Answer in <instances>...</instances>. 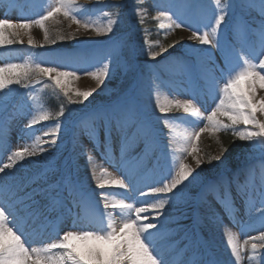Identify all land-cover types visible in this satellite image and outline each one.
I'll return each instance as SVG.
<instances>
[{"label": "snow or ice", "instance_id": "1", "mask_svg": "<svg viewBox=\"0 0 264 264\" xmlns=\"http://www.w3.org/2000/svg\"><path fill=\"white\" fill-rule=\"evenodd\" d=\"M99 2V0H98ZM143 3V0H140ZM215 5L211 19L203 24L204 31L193 28L189 23L191 17L199 11L197 0H171L169 3L158 2L155 5V15L152 19L160 22L159 28L172 30L174 28H188L192 31L191 40L203 47L191 48L202 58L211 61L214 55L212 49L222 54L224 66L219 69L223 74L222 80L211 77L206 80V94L212 99L214 107L201 112L194 102L195 98L183 102L169 100L162 103L156 97V108L162 114L161 119L165 127L169 126V117L166 115L173 109H182L188 114L193 131L184 137V147L180 149L182 155L174 168L169 167L166 175L157 179L151 177V185L146 189L138 187L134 181L133 170L124 160V153L134 150L144 144V154L156 143L157 133L141 117L133 96H125L115 103L93 110L85 118L82 134L90 140H97L102 129L104 133V155L109 157L111 141L119 137L121 145V162L119 170L121 177H111L107 169H102L99 176L92 171L95 187L101 191L95 193L102 201H95L91 194L83 190L82 185L69 177L59 180L47 179L41 183L38 180L28 183L23 177L17 178V165L22 167L23 161L34 157L44 158L57 147L60 132L65 116L63 104L59 111L53 113L41 112L34 115L21 129L17 147L6 153L7 162L0 161V264H170L167 258L170 217L166 209L175 206L178 202L196 203L207 201L212 196L220 197V202L231 211L230 182L223 179L208 182L192 191L197 181L200 169L205 161L198 155V142L202 133H227L241 142H247L253 154L259 155V167L264 172V97L257 98V90H264V0H211ZM4 4V0H0ZM6 8L13 7L12 0H8ZM113 7H119L113 5ZM239 10L242 19L234 21V27L241 35L239 50L220 37L222 25L226 24V17ZM76 0H52L35 18L19 17L12 20L7 15L0 16V48H7L24 43V36L28 37V46L36 47L31 36L33 28L42 30L44 43L55 44L56 40H65L64 35L52 36L48 27L49 22L59 18L70 19L72 23L86 30L95 31L98 36H109L114 32V25L118 23L119 13L100 10L106 20L101 25L90 24L84 14L89 12ZM145 9H137L136 15L143 23ZM255 13L259 22L253 23L244 19L245 14ZM167 35V32L165 33ZM74 38V37H72ZM145 44H151L148 40ZM123 45L113 44L106 59H119ZM175 45L159 46L158 51L147 52L148 59L156 60L169 48ZM237 67L233 68V60ZM91 75L98 85L105 86V80L110 77L109 63H104L98 71L78 73L74 69H61L56 65H42L39 62L25 61L22 63H5L0 65V103L13 91L17 85L28 89L34 83L39 84L42 78L52 82L57 95L62 94L70 104H79L89 101L95 89L74 91L70 87L72 81L79 75ZM259 114V116H258ZM205 120L202 127L198 120ZM54 120L45 129H37L42 122ZM243 126L240 128L239 126ZM7 128L0 127V144L6 143ZM34 138V139H32ZM29 139L32 140L29 143ZM171 141H169V145ZM47 145V147H45ZM226 151V149H222ZM192 156L195 167L185 163V158ZM90 162L91 159L89 158ZM220 167L223 164L221 156H212L208 164ZM40 161L38 160L37 163ZM249 176L255 172V167L246 170ZM195 173V175H194ZM238 188L245 196V213L247 220L237 221V226L245 235L243 243L235 235L228 233L226 244L230 249V257L226 264H264V190L259 193V202L255 203L252 195ZM264 183V178H262ZM132 190L138 192L139 197L151 199H136L127 202L126 198L116 197L114 190ZM73 208L79 212L73 213ZM50 212L67 213L72 217L70 229L56 232L46 243L33 244L32 233L29 228H45L52 225L48 219ZM190 223L183 225L186 235L191 232L195 237L200 225L199 217L195 214H183ZM216 219L215 215L212 220ZM259 222V228L255 227ZM179 226V221H176ZM256 231L255 235H248L249 231ZM198 244L193 239L189 250L191 258L181 264H217L216 261L206 259L197 251Z\"/></svg>", "mask_w": 264, "mask_h": 264}, {"label": "rangeland", "instance_id": "2", "mask_svg": "<svg viewBox=\"0 0 264 264\" xmlns=\"http://www.w3.org/2000/svg\"><path fill=\"white\" fill-rule=\"evenodd\" d=\"M149 0H143V3ZM13 7L6 8L5 5L8 0H4V4H0V16L7 15L12 20L19 17L35 18L44 8L47 7L52 0H12ZM77 4L83 6L90 11L84 14V18L88 19L90 24L101 25L106 18L102 17L100 10L103 9L109 12H118V23L114 25V32L109 36H98L95 31L86 30L83 25L80 26L72 23L70 19H64L68 32L69 41L77 42L74 46L69 48L45 45L39 47L44 43V35L42 30L33 28L31 36L34 40L36 47L28 46V37L24 36V43L12 45L7 48H0V65L5 63H22L27 61L39 62L42 65H56L61 69H74L78 73H86L98 71L103 67L104 63H109L110 77L105 80V86L98 85V82L93 79L91 75H79L77 79L72 81L70 87L74 91H87L95 89L93 96H99L105 99L113 97H120L111 103L98 104L97 106L89 109L86 107L72 106L75 115L68 118L65 116L61 118L63 121L60 132V138L57 142V147L52 149L51 154H45L44 158L39 157V163L31 167V174L29 178L38 175L35 180L43 183L47 179L59 180L64 171L67 170L73 173L78 170L88 169H107L110 170L114 177H121L122 173L119 170L121 162V145L119 137H113L111 141V152L109 157L104 155L103 141L104 133L101 129L97 140H90L85 134H82V127L85 118L93 110L111 105L117 100L125 96H133L135 103L138 107L141 119L149 124L157 133L156 143L142 156L139 160L135 159L140 157L145 152L144 144H138L134 150L124 153V160L128 162L129 168L133 170L134 181L141 189H146L151 185V177L155 176L159 179L160 176L166 175L169 167H175L179 163L180 156L182 155L180 149L184 147V137L190 135L193 128L190 126L188 114L184 113L182 109H173L166 115L169 119V126L165 127L162 114L156 108V97L158 96L162 103L169 100H179L181 102L195 98L194 102L201 112L205 115L214 107V101L206 94V80L215 77L217 80L224 78L219 69L224 66L222 54L212 49L214 55L211 61L202 58L197 53L193 52L191 48L203 47L196 41L191 40L192 31L188 28H174L172 30L161 29L158 25V30L161 36L167 40L170 45H175L174 50L169 54L163 53L156 60L148 59L147 52L158 51L160 45H165L164 40L152 41L148 35L140 28V18L136 15L137 9H144V4L140 0H76ZM158 2L169 3L171 0H155L153 1V12L155 15V5ZM200 5L197 14L190 18L189 23L193 28H199L200 31L205 29L203 24L211 19L213 10L215 9L214 3L211 0H197ZM223 3V0H222ZM117 5L119 7H113ZM233 13L226 17V24L222 25L220 37L236 45L239 50L241 35L234 27V21L242 19L239 10L234 8ZM244 19H248L253 23H258V18L250 17L245 14ZM59 18V22H49L53 26V33L62 35L60 24L63 20ZM148 19L145 11L144 19ZM129 26L132 30L120 32L119 29ZM144 32V33H143ZM167 32V35L165 33ZM125 33V34H124ZM134 36H136L137 50L134 49ZM74 37V38H72ZM78 38V39H77ZM148 40L151 44H145L144 41ZM123 45L119 59L111 58L106 59L108 51L111 50L113 44ZM167 46V45H166ZM191 46V48L189 47ZM176 47H180L175 50ZM140 54V56L138 55ZM137 57L144 59L145 68L141 69ZM143 66V65H142ZM233 68L237 67V61L234 59ZM141 70V71H140ZM136 79H135V75ZM139 80V82H137ZM46 81V82H45ZM49 83L52 88L54 85L48 81L47 78H42L39 84L34 83L30 85L29 89H21L13 85V91L10 92L11 98L9 101L18 100L12 104L8 110H11L7 118V128L15 129L17 135H22L21 129L24 124L34 115H39L41 112H49L46 106L47 100L44 99L42 85ZM139 84V85H138ZM55 89V88H54ZM57 91V90H56ZM125 91V92H124ZM127 91V92H126ZM257 92L264 97V90L258 89ZM92 97L89 98L91 100ZM46 101V102H45ZM86 102V101H85ZM88 102V101H87ZM59 110L58 108H56ZM58 112V111H56ZM71 114V112H69ZM259 116V114H258ZM264 119V117H261ZM55 121L50 120L38 124L37 129H45L47 125L53 124ZM206 123L205 120H198V126L202 127ZM243 128V126H239ZM220 133H202L198 142V155L205 163L197 171L200 173L197 181L194 182L192 191H197L199 186L208 182L219 181L223 179L225 182H230V200L232 204L231 211H227L226 207L220 202V197L210 195L207 201L196 204L178 202L175 206L166 209V214L171 216L173 211L176 210L179 215L173 219L175 225L168 223L169 238L168 241L174 242L172 246L168 247L167 258L170 264H181L182 261L191 258L190 249L192 248L193 239L198 244L197 251L206 259L216 261L217 264H226L224 260V252H222L219 234V224L212 220V216L216 214L228 217L231 233L243 243L246 238L241 233L240 228L237 226V221H244L248 219L245 213V196L237 186V179L239 185L244 186V190L252 195L255 203L259 202V193L264 190V172L259 167V155L253 154L247 142H241L237 139V152L239 162L233 166L224 151L221 150ZM34 139V138H32ZM169 141L171 144L169 145ZM32 140H29V143ZM211 145L214 148L215 156H221L223 164L220 167L213 165L219 162L213 161L212 165L207 163L204 153L200 150L202 146ZM47 147V145H45ZM242 157H246L243 160ZM91 159V162L89 160ZM185 163L195 167V161L192 156L185 158ZM236 166V168H234ZM255 167V172L252 176L247 174V169ZM215 169V171H213ZM220 172L213 177V173ZM29 174V173H28ZM195 175V173H194ZM213 175V176H212ZM76 176V174H75ZM213 177V178H212ZM76 182L75 177L71 178ZM95 193L99 190L95 187ZM130 196L133 198L127 199V196H119L126 198L127 202H132L136 199L144 200L151 199L150 197H139L138 192L129 190ZM92 193V198L99 201L102 208V201L98 195ZM78 210L73 209V213ZM183 214L192 216L195 214L199 217L200 225L196 230L195 237L191 232L187 235L183 230V225L190 222L185 219ZM68 227L72 226V217L69 216ZM176 221H179V226ZM57 223L54 222L52 226ZM255 227L259 228V222H256ZM248 235L257 234L256 231H249Z\"/></svg>", "mask_w": 264, "mask_h": 264}, {"label": "bare ground", "instance_id": "3", "mask_svg": "<svg viewBox=\"0 0 264 264\" xmlns=\"http://www.w3.org/2000/svg\"><path fill=\"white\" fill-rule=\"evenodd\" d=\"M250 17H254V18H258L256 17L255 13H251L248 14ZM11 93H9V95L3 100L2 103H0V127H6L7 128V118L8 115L10 113L11 110H8V108L14 104V102H16L18 100V96L16 97V99H14L11 103V101H9V99L11 98ZM262 96L257 92V98H261ZM20 135L16 134V130L15 129H8L7 128V137H6V143L0 144V161L2 162H7L6 159V153H10V151L14 150L17 147L18 144V137ZM30 140V139H29ZM31 143V142H30ZM39 160V157H34L31 159H26L25 161L21 162L22 163V167L20 164L17 165V169H19L18 171H16V169H14L13 171L16 172V176L17 178L23 177L25 181H27L28 183H32V181H34L36 179V177H38V175H34L33 178H29L30 174H31V167H33L34 165L37 164V161ZM95 171L96 175L99 176L101 174V170L99 169H88V170H78L75 171L74 174L70 173L69 171L65 170L62 177H69L72 178L73 176L75 177V180L77 183H79L80 185H82L83 190L88 193V194H92L95 193V181L92 177V171ZM108 174H110L111 177H114L113 173L109 170H107ZM29 173V174H28ZM76 174V176H75ZM100 190V189H99ZM102 191H113L110 189H104ZM130 191L129 190H123V189H117L114 190V195L116 197L119 196H127L130 200L133 199L130 196ZM74 210H78L76 208H73ZM178 212L176 210L173 211V214L170 217V219H174L176 216L177 218L179 217V215H176ZM216 219L215 221L219 224V234H220V242L219 244L221 245L222 248V252H224V260L228 261L229 259H231L230 257V249H228L227 244H226V236L228 233H231V229L229 226V221H228V217L226 216H221L216 214ZM48 219L50 221H52L53 223L56 222L57 224L55 226H48L45 228H40V227H35V228H29L28 230L32 233V240H33V244L38 245L41 243H46L48 242L54 235L56 232H62L65 230L70 229L71 227H68L67 222H69V216L67 215V213H63V214H59L57 212H50ZM169 222L171 223V225H175V223L173 222V220H169ZM232 234V233H231ZM174 242H170L168 241V245L169 247L172 246ZM245 264H247V262L245 261Z\"/></svg>", "mask_w": 264, "mask_h": 264}, {"label": "trees", "instance_id": "4", "mask_svg": "<svg viewBox=\"0 0 264 264\" xmlns=\"http://www.w3.org/2000/svg\"><path fill=\"white\" fill-rule=\"evenodd\" d=\"M153 1H155V0H149L148 2L143 3L144 9L146 10V13L148 15V19L145 20L143 23L139 24V26L144 31H147V33H144V32L143 33L145 35L147 34L148 37H150V39L152 41H155L157 39L160 41L164 40V43H163V44H165L164 46H166V45L168 46L170 44L167 41H165L167 39H165L161 36V34L159 33V30H158V25H157L156 21L152 19V16L154 15ZM61 18H62L61 20H63V21L60 24V29L63 32L62 35L67 37L68 32H67V28H66V23L64 21V18L63 17H61ZM48 27L50 29V33L52 36H58L59 35V34L53 33L54 28H53L52 24L49 23ZM119 31L120 32L131 31V28L129 26H124V27L120 28ZM77 42L78 41H76V42L69 41V38L65 39V40L57 39L55 44H48V45H50L51 47H53V46H57V47L59 46L60 47L61 46V47L71 48L73 46V44L77 43ZM178 48H180V47H176L175 50H177ZM172 50H174V49L169 48L168 52H166V53L169 54ZM139 56H140V54H139ZM139 61L143 65V69H144L145 68L144 59L139 58ZM42 88H43V95L45 96L44 99L47 100V102L45 101L47 104L46 106H48L49 110L51 109L50 111H52V113L54 114L56 111H59L56 108L59 109L61 104H63L66 116L68 118L75 115V111H74L72 106H78V107H82V108L83 107H92V106H94L100 102L112 101V100L117 98V97H113L111 99H105V98H102L99 96H93L92 99L89 100L88 102L86 101L84 103H79V104H70V103H68L67 99L65 97H63L62 94L57 95L56 90L54 88H52V86H50L49 83H45L44 85H42ZM69 112H71V114H69ZM220 143H221V150L226 149V151H224V152H225L227 158L229 160H231L230 161L231 164L234 166L236 164V162L240 161L239 159H235L236 157L239 156L238 155L239 153L237 152V150H238L237 138L231 134V130H229L227 133L221 132ZM200 150L204 153L207 160L210 157L215 156L214 148H212L211 145L202 146L200 148ZM244 158H246V157H242L241 160H243ZM209 165H212V164H209ZM213 171H215V169H213Z\"/></svg>", "mask_w": 264, "mask_h": 264}]
</instances>
